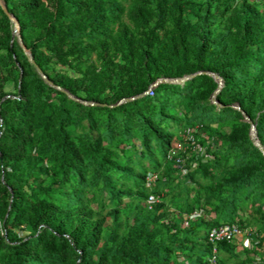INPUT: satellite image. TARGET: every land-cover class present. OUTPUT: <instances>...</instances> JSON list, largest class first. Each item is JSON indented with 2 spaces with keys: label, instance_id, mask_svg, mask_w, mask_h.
Returning <instances> with one entry per match:
<instances>
[{
  "label": "trees",
  "instance_id": "trees-1",
  "mask_svg": "<svg viewBox=\"0 0 264 264\" xmlns=\"http://www.w3.org/2000/svg\"><path fill=\"white\" fill-rule=\"evenodd\" d=\"M3 1L20 37L0 5V264H260L264 1ZM226 223L256 247L215 255Z\"/></svg>",
  "mask_w": 264,
  "mask_h": 264
},
{
  "label": "rangeland",
  "instance_id": "rangeland-1",
  "mask_svg": "<svg viewBox=\"0 0 264 264\" xmlns=\"http://www.w3.org/2000/svg\"><path fill=\"white\" fill-rule=\"evenodd\" d=\"M181 81L182 80L179 79L175 82H181ZM6 90L12 91L13 86L8 85L6 87ZM210 99L211 101L218 103L216 96L214 94L211 95ZM231 127L232 126L230 125H226L223 128L215 126L214 129L216 130V133L213 136L203 131L201 127H197L196 129L188 133H185L184 131H180L178 133L177 140L172 145L173 150H175L176 152L179 151L189 158L193 157L194 155H203L204 153H206L207 147H210L211 145L214 144L215 141H217L218 139L217 136L219 135L218 133H224L226 131H230ZM250 132L251 134L253 133L252 124H250ZM201 141H204L205 144H202ZM218 141H219V145H222L223 140L219 139ZM101 217H104V215H102ZM106 221H107L106 224L108 225L111 224L109 219ZM248 237H249V241L246 244L245 242ZM237 241L239 244L238 249L241 250L243 247H248V248L256 247V244L259 241V239L256 237V235L251 234L248 231H245L243 232V234L238 236ZM257 249L259 253H254L253 255L258 257V261L260 264H264V248L263 249L257 248Z\"/></svg>",
  "mask_w": 264,
  "mask_h": 264
},
{
  "label": "built area",
  "instance_id": "built-area-1",
  "mask_svg": "<svg viewBox=\"0 0 264 264\" xmlns=\"http://www.w3.org/2000/svg\"><path fill=\"white\" fill-rule=\"evenodd\" d=\"M256 1H264V0H256ZM154 179V176L150 175L149 180L152 181ZM156 201H158V198H156L154 195L150 196L148 203L153 204ZM250 232L249 230H247ZM245 232L238 223H226L222 224L220 226L214 227L209 232V239L212 243H214L215 248L214 252L215 255L217 253V244L222 241H232L234 239H238V236L243 234ZM249 241V237L246 240V244ZM212 262H215V257L212 258Z\"/></svg>",
  "mask_w": 264,
  "mask_h": 264
},
{
  "label": "water",
  "instance_id": "water-1",
  "mask_svg": "<svg viewBox=\"0 0 264 264\" xmlns=\"http://www.w3.org/2000/svg\"><path fill=\"white\" fill-rule=\"evenodd\" d=\"M0 5H1L2 8L4 9L5 13H7V14L9 15L10 19L13 21V23H14V32L18 35V37H20V29H19L18 21L16 20V18H15L12 14L9 13V11H8V9H7V6H6V4H5V2H4L3 0H0ZM20 43H21V46L23 47V49L25 50V53L29 56L30 61H31L32 63H35L34 59H33L32 56L30 55V52L28 51V49L26 48V46L24 45V43L22 42L21 39H20ZM36 67H37L38 71L41 73V75H42L43 77H45L44 74H43V72H42V70L40 69V67H39L38 65H37ZM189 77H191V76L183 77V78H181V80H185V79H187V78H189ZM214 77H215L216 79L219 78L218 75H214ZM162 80H166V79H162ZM177 80H179V79H170L171 82H175V81H177ZM219 87H220V85H219ZM214 95H215V93H214ZM132 98H133V97H129V98H126V99L120 100L119 103L122 102V101L130 100V99H132ZM91 104H94V103L91 102ZM245 117H246V119L250 122V124H252V126H253V133L251 134L252 139L255 141V143H256L257 145L260 146V143H259V141H258L257 138H256V136H257V132H256L255 124L253 123V121H252L248 116H245ZM260 147H261V146H260ZM261 148H262V147H261ZM262 149H263V148H262ZM263 151H264V149H263Z\"/></svg>",
  "mask_w": 264,
  "mask_h": 264
}]
</instances>
